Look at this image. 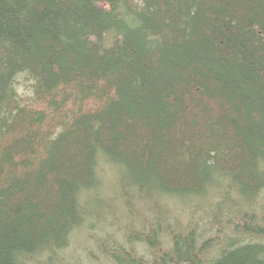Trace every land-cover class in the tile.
<instances>
[{
    "label": "trees",
    "instance_id": "1",
    "mask_svg": "<svg viewBox=\"0 0 264 264\" xmlns=\"http://www.w3.org/2000/svg\"><path fill=\"white\" fill-rule=\"evenodd\" d=\"M82 232L86 264H264V0H0V264Z\"/></svg>",
    "mask_w": 264,
    "mask_h": 264
},
{
    "label": "rangeland",
    "instance_id": "2",
    "mask_svg": "<svg viewBox=\"0 0 264 264\" xmlns=\"http://www.w3.org/2000/svg\"><path fill=\"white\" fill-rule=\"evenodd\" d=\"M101 178L103 180V188L102 195L104 197H108V195L116 197V188L114 184V180L112 178L113 170L109 167L108 163L102 164ZM118 205V204H117ZM116 205L115 211H119L118 206ZM95 234L93 236H89L87 233L82 232L78 239L72 241L70 246V252L73 256L79 257L81 260V264H86L88 259L93 258V256L97 253V249L95 247Z\"/></svg>",
    "mask_w": 264,
    "mask_h": 264
}]
</instances>
